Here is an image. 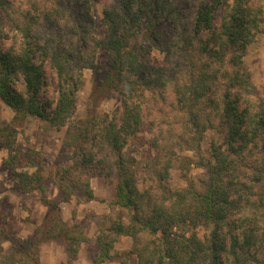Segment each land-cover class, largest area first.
Segmentation results:
<instances>
[{
  "label": "trees",
  "instance_id": "trees-1",
  "mask_svg": "<svg viewBox=\"0 0 264 264\" xmlns=\"http://www.w3.org/2000/svg\"><path fill=\"white\" fill-rule=\"evenodd\" d=\"M94 1L0 0V100L13 124L36 117L65 128L63 147L73 150L71 165L56 171L61 200L44 196L38 169L16 175L15 192L39 191L48 213L38 240L9 239L7 258L0 244V264H40L47 241L64 245L73 263L84 237L57 211L70 199L68 184L94 200L87 172L114 181L93 264H264V98L244 64L264 34V0H107L101 41ZM98 49L107 53L105 74L92 83L86 116L74 120L83 70L94 69ZM153 50L161 61L148 60ZM111 92L119 105L100 114ZM144 128L156 155L140 167L127 146ZM12 136L0 125V147L11 151ZM192 167L204 171L200 188L171 189V171L186 178ZM4 234L0 226V241ZM122 238L130 248L116 252Z\"/></svg>",
  "mask_w": 264,
  "mask_h": 264
},
{
  "label": "rangeland",
  "instance_id": "rangeland-1",
  "mask_svg": "<svg viewBox=\"0 0 264 264\" xmlns=\"http://www.w3.org/2000/svg\"><path fill=\"white\" fill-rule=\"evenodd\" d=\"M107 0H95L92 8L93 35L97 41L104 38L102 25V11ZM162 57L155 50L148 60L151 63L161 61ZM147 60V61H148ZM107 53L98 49L94 59V69H84V83L76 94V109L74 120L83 119L86 116L89 98L92 92V83L96 78H103L107 68ZM244 64L250 73V78L255 87L256 94L264 98V34H259L255 41L248 47ZM50 75L49 98L56 97L54 93L55 80ZM117 94L111 92L99 103L98 112L109 115L118 107ZM15 112L0 100V125H11L13 130V146L11 151L0 147V226L4 229L1 237L2 256L9 257L12 253V243L16 240L40 237V227L48 210L41 201V193L32 191L29 193L15 192L17 174L33 173L37 169L44 181V196L49 200H61L56 179V171L71 165L73 150L63 147L65 128L56 129L36 117H27L24 121L14 122ZM1 141V140H0ZM149 136L146 129H142L135 138L129 141L128 151L139 161L140 167L155 158V151L149 146ZM206 146V141L203 147ZM191 156V153H186ZM13 170L7 169V167ZM204 178V171L198 167H192L186 172V178L181 176L178 170H172L169 177V186L173 190L183 189L192 183L200 188ZM57 180V182H56ZM89 189L93 192L94 200L88 201L82 194V190L75 186L66 185L71 195L66 203H60L58 218L68 228L76 227L83 234L84 241L79 246L76 259L72 264H92L95 254V239L97 228L104 218L113 214L111 203L114 199L113 178L99 177L96 172H87ZM147 173L140 169L138 174L139 189L148 187ZM121 214L126 215L125 211ZM123 215V216H124ZM52 214H50V217ZM200 230L199 234L204 235ZM13 239L10 241L9 239ZM43 245V244H42ZM40 246V264H68L67 251L64 245L54 243ZM130 248V241L122 238L116 245V252H125ZM42 250V252H41ZM103 264H117L105 262ZM254 264V263H249Z\"/></svg>",
  "mask_w": 264,
  "mask_h": 264
},
{
  "label": "crops",
  "instance_id": "crops-1",
  "mask_svg": "<svg viewBox=\"0 0 264 264\" xmlns=\"http://www.w3.org/2000/svg\"><path fill=\"white\" fill-rule=\"evenodd\" d=\"M48 243L52 245V244L57 243V242H54V241H47V242H44V243H42V244L46 246V245H48ZM42 244H41V245H42ZM43 245H42V246H43ZM41 252H42V250H41ZM91 262H92V261H91ZM92 264H93V262H92Z\"/></svg>",
  "mask_w": 264,
  "mask_h": 264
}]
</instances>
